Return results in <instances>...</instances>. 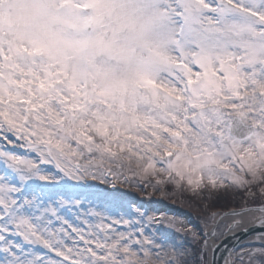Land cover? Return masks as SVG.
Returning <instances> with one entry per match:
<instances>
[{
	"label": "snow or ice",
	"instance_id": "1",
	"mask_svg": "<svg viewBox=\"0 0 264 264\" xmlns=\"http://www.w3.org/2000/svg\"><path fill=\"white\" fill-rule=\"evenodd\" d=\"M129 176L245 204L189 259L74 191ZM223 219L264 264V0H0V264H211Z\"/></svg>",
	"mask_w": 264,
	"mask_h": 264
},
{
	"label": "rangeland",
	"instance_id": "2",
	"mask_svg": "<svg viewBox=\"0 0 264 264\" xmlns=\"http://www.w3.org/2000/svg\"><path fill=\"white\" fill-rule=\"evenodd\" d=\"M86 183L95 185V189H76L74 190L76 194L104 190L110 194L108 198L112 201L110 210L113 215H125L129 211L134 213L135 209L139 208L146 212L147 216H154L165 222L170 221V224H155L152 226V230L158 237L163 234L169 245L183 244L189 259H192V249L199 248L203 243L202 238L193 240L191 234L197 232L202 236L206 232L208 216L211 212L224 214L233 209L239 210L245 204L240 195H234L231 192L225 195L223 192L212 193L207 191L203 193L202 197L194 198L189 193L175 191L172 186L153 187L155 180L151 176H148L146 180L129 176V182H117L115 187L102 185L98 181L91 180ZM259 203L260 200H257V204ZM226 231L227 226L218 227L220 235L216 238H221ZM252 242L244 241L237 250ZM199 259V255H197L196 264H199Z\"/></svg>",
	"mask_w": 264,
	"mask_h": 264
},
{
	"label": "water",
	"instance_id": "3",
	"mask_svg": "<svg viewBox=\"0 0 264 264\" xmlns=\"http://www.w3.org/2000/svg\"><path fill=\"white\" fill-rule=\"evenodd\" d=\"M249 231H254L252 226L249 227ZM254 235H245L243 231H238L235 233H229L227 231L223 236L217 240L216 246H219L218 250L212 251L210 262L211 264H225V259L229 258L230 253L233 249H237L242 242L253 237Z\"/></svg>",
	"mask_w": 264,
	"mask_h": 264
},
{
	"label": "bare ground",
	"instance_id": "4",
	"mask_svg": "<svg viewBox=\"0 0 264 264\" xmlns=\"http://www.w3.org/2000/svg\"><path fill=\"white\" fill-rule=\"evenodd\" d=\"M9 147H11V146H9ZM222 214V213H221ZM225 215L227 214V213H224ZM231 223V220L230 219H223V220H219L218 222H217V228L219 227H221V226H223V225H225V226H227V225H229ZM246 227H251V225H246ZM209 229H208V227H206V231H208ZM228 231V230H227ZM238 231H243V227H238V228H235L233 231H229V233H235V232H238ZM214 239V244L213 245H210V247H215L216 246V244H217V238H213ZM257 239V237L256 236H253V237H251V238H249L248 240H246V242H249V241H255ZM211 253H212V251H209L208 252V261H210V258H211Z\"/></svg>",
	"mask_w": 264,
	"mask_h": 264
}]
</instances>
